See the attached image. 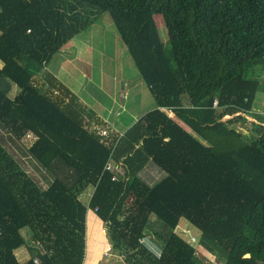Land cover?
<instances>
[{
  "label": "trees",
  "instance_id": "16d2710c",
  "mask_svg": "<svg viewBox=\"0 0 264 264\" xmlns=\"http://www.w3.org/2000/svg\"><path fill=\"white\" fill-rule=\"evenodd\" d=\"M100 11L154 102L107 136L46 69ZM263 63L264 0H0V129L16 141L35 137L29 159L48 181L39 184L0 142V264H18L27 243L25 264H84L87 209L98 222L88 216L85 264L104 244L99 222L123 264H208L175 234L180 218L218 264H264V119L253 111ZM249 115L259 121L237 131L233 123ZM148 161L163 172L152 184L139 175Z\"/></svg>",
  "mask_w": 264,
  "mask_h": 264
},
{
  "label": "rangeland",
  "instance_id": "374dc122",
  "mask_svg": "<svg viewBox=\"0 0 264 264\" xmlns=\"http://www.w3.org/2000/svg\"><path fill=\"white\" fill-rule=\"evenodd\" d=\"M30 1V0H26ZM97 14V13H96ZM94 15V20L86 28L77 33L75 41L72 43L66 42L65 45L59 50L57 57H55L56 63H48L46 69L50 70L55 76L59 78L64 84H68L71 90L74 91L75 98L73 106L79 115L84 120L89 119L91 114L95 113L102 119L103 124L99 126L101 135L107 136L110 131L123 134L126 128L133 123L136 118L142 115L147 110L154 106L153 99L145 86V84L139 78L135 68L133 67L132 60L124 51L114 25L105 11H100L97 15ZM156 26L160 39L165 42V28L163 26L160 16H156ZM82 50H80V49ZM78 50V52L76 51ZM258 69L264 66L259 64ZM90 67V68H89ZM259 72V71H258ZM264 73V72H263ZM260 73L264 77V74ZM130 80L133 86L132 94L129 96L128 86L123 82L122 78ZM40 74V76H42ZM126 80V83L128 81ZM123 87L124 92L119 94L114 93V86L120 85ZM126 87V88H124ZM43 90L45 87L42 88ZM17 91L14 85H11V89L8 92L9 96ZM86 97V98H84ZM106 97L115 98L119 111L116 113H108L109 110L104 109L103 102ZM81 98V99H80ZM119 98V99H118ZM89 100L92 105H89ZM122 101V102H121ZM131 106H128V104ZM109 107V105H108ZM127 107V110H126ZM111 109V108H109ZM121 111H125L122 113ZM164 113L175 119L174 115L167 109H163ZM253 111L264 119V93H259L256 96L254 102ZM132 112V113H131ZM236 114H226L220 120L222 122L233 118ZM242 115V114H241ZM252 121H259L258 117L247 116L245 122L237 121L233 123L236 130L245 133L251 128L250 123ZM179 122V121H178ZM180 125L185 126L182 122ZM11 138L12 141H8ZM35 140L32 135L25 136L21 141H16L13 137L7 136V131L0 129V142L14 157L19 165L24 167L29 174H32L33 178L41 185L46 186V182L43 174H39L35 165L31 164L29 159L28 148ZM31 156V155H30ZM45 172V171H44ZM46 173V172H45ZM47 174V173H46ZM163 172L160 171L153 163L148 161L139 172L142 180L147 184H152L162 176ZM92 191V187H86L83 192L78 196L79 200L86 204L89 195ZM92 210H86V222H85V235L88 228V216H92L98 222L95 214ZM100 223V227L103 231L104 244H95L96 264H123L119 257V253L110 249V243L107 239V230L103 223ZM176 235L182 240L191 245L194 249L195 256L202 262L208 264H218L215 262V257L204 251L201 246L198 245L197 239L199 236L198 231L188 224L185 219L180 218L178 225L174 229ZM21 233L25 240L30 241V230L25 228L21 230ZM146 237H149L148 235ZM145 241V240H144ZM29 244V245H28ZM28 246L21 247L22 254L30 257L28 252ZM88 241L85 239V255L84 264L86 263V248ZM92 247V244L91 246ZM29 258V259H30ZM21 261V259H19Z\"/></svg>",
  "mask_w": 264,
  "mask_h": 264
},
{
  "label": "crops",
  "instance_id": "0c3cea01",
  "mask_svg": "<svg viewBox=\"0 0 264 264\" xmlns=\"http://www.w3.org/2000/svg\"><path fill=\"white\" fill-rule=\"evenodd\" d=\"M75 38V37H74ZM72 40L73 41H75L74 39H71V40H69L68 42L69 43H71V44H73L72 43ZM78 49H80V48H78ZM80 50H82V49H80ZM77 52H78V50H76ZM55 57H57V54L53 57V59L51 60V62L50 63H52V62H54V63H56V61H55ZM90 68V67H89ZM50 71V70H49ZM55 75V74H54ZM57 77V76H56ZM58 78V77H57ZM59 79V78H58ZM122 80H123V82L126 84V87L128 86V93H129V96L132 94V89H133V86H132V84H131V81L130 80H127V79H125V74H124V77L122 78ZM126 80L128 81V83H126ZM68 87H69V85L68 84H66ZM126 87H124V88H126ZM123 87L121 86V84L120 85H118V86H114V93H116V94H119L120 95V92L122 93V92H124V90L122 89ZM69 89H70V91L71 92H73L74 93V91L73 90H71V88L69 87ZM75 94V93H74ZM75 98H77V97H75ZM84 98H86V97H84ZM115 98H117V97H106L105 98V100H104V102H103V105H104V109L105 110H109L108 112H107V114L108 113H116L117 111H119V109H120V107H118L117 105H119V104H117V102H116V100H115ZM81 99V98H80ZM119 99V98H118ZM122 102V101H121ZM128 104V106H131V104H129V103H127ZM89 105H92V103L90 102V100H89ZM108 105H109V107H108ZM119 109H118V108ZM109 108H111V109H109ZM126 110H127V107H126ZM122 113H124L123 111H121ZM132 113V112H131ZM95 116H98L97 114H95V113H93ZM137 119V118H136ZM127 129V128H126ZM92 212V211H91ZM97 218V217H96ZM98 219V218H97ZM85 222H86V217H85ZM85 239H86V235H85ZM17 257V256H16ZM29 258L30 257H27L26 259H25V256L23 255V257H22V259H21V261H19L18 260V258H17V260H18V264H25L28 260H29Z\"/></svg>",
  "mask_w": 264,
  "mask_h": 264
},
{
  "label": "clouds",
  "instance_id": "9594fccd",
  "mask_svg": "<svg viewBox=\"0 0 264 264\" xmlns=\"http://www.w3.org/2000/svg\"><path fill=\"white\" fill-rule=\"evenodd\" d=\"M144 240L142 242L148 248V251L152 253V255L158 257L160 254V247L157 245L154 239L152 237H145Z\"/></svg>",
  "mask_w": 264,
  "mask_h": 264
},
{
  "label": "built area",
  "instance_id": "2783aa9c",
  "mask_svg": "<svg viewBox=\"0 0 264 264\" xmlns=\"http://www.w3.org/2000/svg\"><path fill=\"white\" fill-rule=\"evenodd\" d=\"M215 104H216V103H215ZM104 168H105V169H110V168H114V169H116L117 166L112 165L111 163H107V164L105 165ZM111 179H115V176H112ZM34 262H35V264H38L36 260H34Z\"/></svg>",
  "mask_w": 264,
  "mask_h": 264
}]
</instances>
